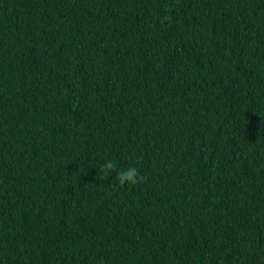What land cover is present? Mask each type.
<instances>
[{
    "label": "trees",
    "instance_id": "16d2710c",
    "mask_svg": "<svg viewBox=\"0 0 264 264\" xmlns=\"http://www.w3.org/2000/svg\"><path fill=\"white\" fill-rule=\"evenodd\" d=\"M0 264H264V0H0Z\"/></svg>",
    "mask_w": 264,
    "mask_h": 264
},
{
    "label": "clouds",
    "instance_id": "9594fccd",
    "mask_svg": "<svg viewBox=\"0 0 264 264\" xmlns=\"http://www.w3.org/2000/svg\"><path fill=\"white\" fill-rule=\"evenodd\" d=\"M101 172L104 176H108L112 172H116V179L120 186H136L144 183L146 176L142 175L137 167L130 166L123 170H118L117 164L114 160H105L100 166Z\"/></svg>",
    "mask_w": 264,
    "mask_h": 264
}]
</instances>
